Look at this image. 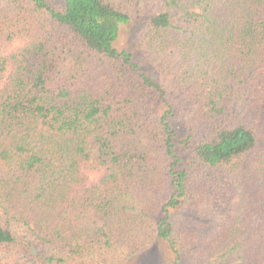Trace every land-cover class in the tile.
<instances>
[{"label":"trees","instance_id":"16d2710c","mask_svg":"<svg viewBox=\"0 0 264 264\" xmlns=\"http://www.w3.org/2000/svg\"><path fill=\"white\" fill-rule=\"evenodd\" d=\"M156 240L264 264V0H0V264Z\"/></svg>","mask_w":264,"mask_h":264},{"label":"rangeland","instance_id":"374dc122","mask_svg":"<svg viewBox=\"0 0 264 264\" xmlns=\"http://www.w3.org/2000/svg\"><path fill=\"white\" fill-rule=\"evenodd\" d=\"M50 3L59 7L62 4V0H50ZM142 24L139 22H134L131 24L124 25L120 28V35L117 41V46L119 48L128 49L134 53L136 59L141 61L147 70H150L151 67L147 64L146 60L141 55L138 50V39L139 32ZM180 136L185 134V130L180 127L179 129ZM131 262H144L146 264H170V254L166 248V245L160 241L156 240L148 249L141 252L140 254L135 255Z\"/></svg>","mask_w":264,"mask_h":264}]
</instances>
